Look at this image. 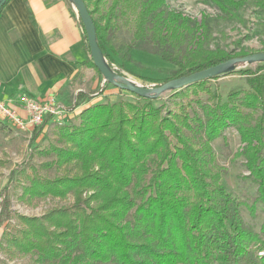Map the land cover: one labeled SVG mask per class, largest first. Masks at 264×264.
<instances>
[{"label": "trees", "instance_id": "trees-1", "mask_svg": "<svg viewBox=\"0 0 264 264\" xmlns=\"http://www.w3.org/2000/svg\"><path fill=\"white\" fill-rule=\"evenodd\" d=\"M8 1L0 3V13ZM81 1L105 62L111 60L108 52L115 53L109 36L117 17L132 27L125 54L140 44L152 47L176 67L174 79L230 59L223 51H206V27L167 11L164 0ZM208 1L227 15L246 2ZM255 1L264 10V0ZM78 19L88 54L78 65L101 76ZM205 84H190L174 95L190 88L208 92ZM254 86L253 93L244 91L239 97L235 92L226 103L208 107L204 121L190 119L183 107L163 115L147 96H137L143 103L120 101L83 109L76 116L78 125L59 126L64 147L52 148L53 164L74 163L79 173L52 180L33 176L20 196L27 204L69 195L73 202L41 217L16 216L15 224L2 233L1 251L61 264H264V241L244 227L211 146L226 129L236 128L242 144L239 156L257 183L256 201L264 205V93L261 81ZM259 109L263 112L257 116ZM43 127L32 131L31 142ZM252 255L258 256L257 262L252 263Z\"/></svg>", "mask_w": 264, "mask_h": 264}, {"label": "rangeland", "instance_id": "rangeland-1", "mask_svg": "<svg viewBox=\"0 0 264 264\" xmlns=\"http://www.w3.org/2000/svg\"><path fill=\"white\" fill-rule=\"evenodd\" d=\"M245 1L242 8L233 10L229 15L208 0H164V8L180 13L198 25L203 24L206 27L202 39L203 48L208 52L223 51L230 56V61L242 58L236 56L264 53V10L257 7L255 0ZM131 37L132 27L117 17L115 28L109 36L115 53L108 52L111 60L106 59V64L116 76L148 89L157 88L165 84L166 80H175L176 67L163 61L153 52L152 47L140 44L126 55L124 47ZM95 74L98 86L92 94L85 96L89 103L95 99L98 101L92 102L93 104H113L120 101L143 103L136 95L104 82L97 72ZM205 81L208 92L190 88L181 96H176L175 89H167L155 97H147H150L155 107L160 108L163 115L168 112L179 113L183 107L190 119L198 117L204 121V112L208 107L226 103L229 95L235 92L240 93L239 97L244 91L253 93L257 81H261L260 93H264V60L227 65ZM262 99L264 102V94ZM262 112L263 109H259L254 114L259 116ZM65 116L67 125H78L73 110L68 108ZM58 128L59 125L54 122L46 123L38 138L31 142L32 131H19L9 124L0 126V242L3 231L15 224L16 216L41 217L51 209L73 202L71 195L64 199L34 200L30 204L20 199L23 189L28 186L29 179L33 176L52 180L79 173L74 163L62 167L53 164L56 158L52 148L64 147ZM211 146L215 155V166L225 170L222 183L234 198L244 227L264 241V205L256 201L257 183L249 174L245 159L239 156L242 144L238 131L234 127L226 129ZM261 255L262 253H258V256ZM256 256H251L252 263L257 262ZM0 264L61 263L43 262L34 254H12L0 249Z\"/></svg>", "mask_w": 264, "mask_h": 264}, {"label": "crops", "instance_id": "crops-1", "mask_svg": "<svg viewBox=\"0 0 264 264\" xmlns=\"http://www.w3.org/2000/svg\"><path fill=\"white\" fill-rule=\"evenodd\" d=\"M87 60L71 0H9L2 9L0 101L10 102L19 115L22 95L38 101L54 97L75 117L94 105L98 100L89 103L86 97L98 86L95 69L78 65Z\"/></svg>", "mask_w": 264, "mask_h": 264}, {"label": "water", "instance_id": "water-1", "mask_svg": "<svg viewBox=\"0 0 264 264\" xmlns=\"http://www.w3.org/2000/svg\"><path fill=\"white\" fill-rule=\"evenodd\" d=\"M4 1L5 0H0V3ZM71 2L73 3L76 12L78 14V17L80 18V21L84 27L87 45L89 47L90 58L92 60V63L101 74L102 78L104 79V82H109L110 84L120 88L122 91L128 92L136 96L155 97L156 95L162 93L167 89H175V90L182 89L190 84L206 80L209 77H211L214 73H216L217 71H219L220 69L224 68L227 65L257 62L264 60V53L253 54L246 57L230 60L222 65L206 69L204 71L195 73L186 78L170 80L157 88L148 89V88L135 86L131 84L127 79L116 76L109 69L106 62L101 58V53L97 46L96 38H95V27L93 25L88 10L86 9L85 5L81 0H71Z\"/></svg>", "mask_w": 264, "mask_h": 264}, {"label": "built area", "instance_id": "built-area-1", "mask_svg": "<svg viewBox=\"0 0 264 264\" xmlns=\"http://www.w3.org/2000/svg\"><path fill=\"white\" fill-rule=\"evenodd\" d=\"M128 81L135 86L142 87L136 82ZM19 102L20 108L24 112L22 116L10 102L0 101V125L9 124L19 131L26 132L30 128L40 127L47 120L59 126L68 121L65 116V108L54 97L38 101L27 95H22Z\"/></svg>", "mask_w": 264, "mask_h": 264}]
</instances>
